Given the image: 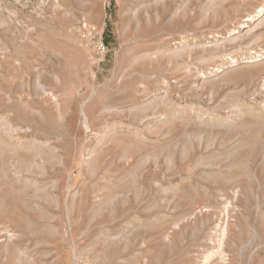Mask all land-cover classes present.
<instances>
[{
	"label": "rangeland",
	"instance_id": "rangeland-1",
	"mask_svg": "<svg viewBox=\"0 0 264 264\" xmlns=\"http://www.w3.org/2000/svg\"><path fill=\"white\" fill-rule=\"evenodd\" d=\"M263 3L3 0L0 264H264Z\"/></svg>",
	"mask_w": 264,
	"mask_h": 264
},
{
	"label": "bare ground",
	"instance_id": "bare-ground-1",
	"mask_svg": "<svg viewBox=\"0 0 264 264\" xmlns=\"http://www.w3.org/2000/svg\"><path fill=\"white\" fill-rule=\"evenodd\" d=\"M2 1L3 0H0V7H1V5H2ZM15 3H18V4H21V0H13ZM187 1V0H186ZM209 3V2H208ZM185 4V3H184ZM240 4V3H239ZM210 6V5H209ZM207 7V6H206ZM236 8H237V6H236ZM177 10V9H176ZM175 10V11H176ZM211 10V9H210ZM174 12V11H173ZM204 13V12H203ZM218 13V12H217ZM177 14V13H176ZM135 19V18H134ZM147 20V19H146ZM244 25H240V26H238L237 27V30L236 31H234V30H231V32L229 33V35L231 36L232 35V37H225L224 39H223V41H221V42H229V43H234V42H236L237 40H239L240 38H242L243 36H242V34H241V32H244V33H247V34H249V33H252L251 31L252 30H254L255 28H257L258 26H260V25H262V24H264V3L262 4V6H261V8H260V10L258 11V15H248L247 16V19L245 20V21H243L242 22ZM7 25V23L6 22H2V21H0V26L1 27H5ZM247 28L245 31H242L244 28ZM241 34V35H240ZM218 36V35H217ZM234 36V37H233ZM199 44V43H198ZM234 44H236V43H234ZM202 45H204V44H202ZM208 45V44H207ZM194 46H195V44H194ZM213 46H219V43H217V41H215V42H213ZM242 46V45H241ZM180 47V46H179ZM188 47V46H187ZM202 47V46H201ZM206 47V46H205ZM243 47H244V45H243ZM246 47V46H245ZM178 48V47H177ZM193 48V47H192ZM204 48V47H203ZM174 49V48H173ZM189 49V48H188ZM194 49V48H193ZM220 49V48H219ZM243 49V48H242ZM167 50V49H166ZM190 51V50H189ZM188 51V52H189ZM240 51V50H239ZM251 51V50H250ZM184 52H186V50H185V48L184 47H181V49H179V50H173V51H171V52H169L170 54H172V55H179V54H181V53H184ZM203 52V51H202ZM238 52V51H237ZM249 52V51H248ZM188 54V53H187ZM242 54V53H241ZM244 55V54H243ZM251 55V54H250ZM253 56V55H252ZM176 57V56H175ZM188 57V56H187ZM243 57V56H242ZM230 58V57H229ZM262 59H264V57L262 56V55H259L258 53H256L255 54V57H254V59L252 58V60H253V62H258V61H260V60H262ZM232 60V59H231ZM230 61V60H229ZM264 62V61H263ZM230 63H234L233 65H231L232 67L231 68H233V66H236V65H239V64H243V63H245V64H248V63H252V62H247V61H237V60H232ZM228 64V63H227ZM254 64V63H253ZM223 65V64H222ZM230 65V64H229ZM250 65V64H249ZM225 67V66H224ZM224 69H226V68H222V70L220 71H218V70H216L215 71V73H220V72H223V70ZM218 71V72H217ZM214 73V74H215ZM213 73L212 74H207V75H202V76H200V78H199V81H200V84H203V83H205V82H207L206 81V78L207 77H210V76H213L214 75ZM221 74V73H220ZM209 80V79H208ZM211 80V79H210ZM39 81V80H38ZM261 82V84H262V86H264V78L262 79V80H260ZM163 83V82H162ZM195 84V83H194ZM199 84V83H198ZM164 85V84H163ZM196 86V85H195ZM264 88V87H263ZM35 91H37V92H41L42 91V87H41V85L40 86H37L36 88H35ZM46 93V92H45ZM253 93H256V91L255 92H253ZM259 93H260V91H259ZM152 95V94H151ZM253 95H255V94H253ZM160 97V96H159ZM254 97V96H253ZM160 99H162L161 97H160ZM159 100V99H158ZM151 101H152V98H151ZM151 103V102H150ZM163 103V102H162ZM236 103V102H235ZM155 104V103H154ZM184 104V103H183ZM150 105V104H149ZM172 105V104H171ZM181 106H182V104H180ZM178 106V105H177ZM180 106V107H181ZM185 106V105H184ZM231 106V105H230ZM245 107H246V105H245ZM116 107H104L103 108V110L105 111V112H107V113H112V112H116L117 111V109H115ZM185 108H186V106H185ZM231 108H234V109H236L238 112L236 113V114H234V115H237V118L238 119H241L240 117H241V115H244V114H247V112H246V110H245V108H244V106L243 105H239V106H231ZM249 108H251V106L249 107ZM177 109H178V107H177ZM181 109V108H180ZM192 109V108H191ZM190 109V110H191ZM194 109V108H193ZM192 109V110H193ZM182 110V109H181ZM188 110H189V108H188ZM189 112H191V111H189ZM188 112V113H189ZM141 113V112H140ZM197 113V112H196ZM194 114V113H193ZM152 115V114H151ZM233 115V114H232ZM248 115H249V112H248ZM81 117L85 120L86 119V117H85V114L83 113V111L81 112ZM60 118V117H59ZM236 118V117H235ZM253 118L255 119V120H257V121H263L264 120V111H261V112H256V114H254L253 115ZM82 119V120H83ZM161 120V119H160ZM256 121V122H257ZM167 122V121H166ZM225 123V122H224ZM227 123V122H226ZM229 123V122H228ZM232 123H233V121H232ZM257 126H260V125H263V124H258V123H255ZM3 125V124H2ZM6 125H8L7 123H6ZM227 125V124H226ZM238 125H242L241 123H238V124H236L235 126H238ZM1 127V126H0ZM230 127V126H229ZM3 128V127H2ZM3 130H5V131H7L8 130V132H10V129H3ZM2 130V131H3ZM14 130V129H13ZM104 132V131H103ZM10 134H11V132H10ZM9 134V135H10ZM101 134V133H100ZM111 134V133H110ZM112 134H113V132H112ZM8 135V136H9ZM97 135V137L96 138H98V143L100 142V141H102V138L104 137H102L101 135H99V134H96ZM103 135V134H102ZM3 136H5V135H3ZM108 136V135H107ZM11 137V136H10ZM9 138V137H8ZM109 139V138H108ZM33 141V140H32ZM44 142H46V141H44ZM104 142V141H103ZM237 142L238 141H236L235 143L237 144ZM97 143V142H96ZM240 143V142H239ZM46 144V143H45ZM242 144V143H241ZM42 145V144H41ZM100 145V144H99ZM103 145V144H102ZM240 145V144H239ZM47 146V145H46ZM98 146V145H97ZM264 146V145H263ZM39 147V146H38ZM237 147H238V145H237ZM40 148V147H39ZM44 148V147H43ZM49 148H51L50 146H49ZM47 149V148H46ZM95 149V148H94ZM40 150V149H39ZM42 150V149H41ZM51 150V149H50ZM49 151V150H48ZM51 151H54V150H51ZM87 151V150H86ZM85 151V152H86ZM232 153V152H231ZM39 155V154H38ZM230 155V154H229ZM37 156V155H36ZM35 156V157H36ZM39 158V157H38ZM44 158V157H43ZM90 158H92L91 157V151H88V153H86V156H85V158H83L84 159V161H91L90 160ZM57 159H58V157H57ZM93 159V158H92ZM44 162V161H43ZM36 163V162H35ZM84 163V162H83ZM82 164V163H81ZM87 164V163H86ZM36 165V164H35ZM254 177V176H253ZM254 179V178H253ZM229 207V206H228ZM228 207H226L225 208V213H224V217H226V215H227V210H228ZM227 219V218H226ZM226 221V220H225ZM225 223V222H224ZM221 225H222V223L221 224H218V225H216L215 226V228L213 229V232L210 234V236H208V237H206L207 238V242H209V246H211V250L210 251H208V253H206V254H203V256H202V261H201V264H227V260L225 259V257H226V254H225V246H226V240H227V235H226V233H227V229H226V226H223V227H221ZM10 237V236H9ZM8 237V238H9ZM14 237V236H13ZM12 237V238H13ZM15 238V237H14ZM213 238H216V240L215 241H213ZM6 239V238H5ZM8 241H9V239H8ZM210 248V247H209ZM22 255V254H21Z\"/></svg>",
	"mask_w": 264,
	"mask_h": 264
},
{
	"label": "built area",
	"instance_id": "built-area-1",
	"mask_svg": "<svg viewBox=\"0 0 264 264\" xmlns=\"http://www.w3.org/2000/svg\"><path fill=\"white\" fill-rule=\"evenodd\" d=\"M99 51H103V45H100Z\"/></svg>",
	"mask_w": 264,
	"mask_h": 264
}]
</instances>
